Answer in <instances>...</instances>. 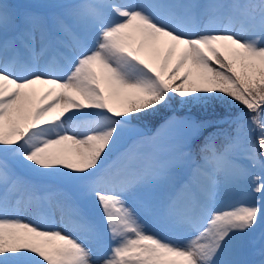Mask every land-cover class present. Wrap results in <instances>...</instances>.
I'll list each match as a JSON object with an SVG mask.
<instances>
[{
  "label": "snow or ice",
  "instance_id": "1",
  "mask_svg": "<svg viewBox=\"0 0 264 264\" xmlns=\"http://www.w3.org/2000/svg\"><path fill=\"white\" fill-rule=\"evenodd\" d=\"M0 264H264V0H0Z\"/></svg>",
  "mask_w": 264,
  "mask_h": 264
},
{
  "label": "rangeland",
  "instance_id": "2",
  "mask_svg": "<svg viewBox=\"0 0 264 264\" xmlns=\"http://www.w3.org/2000/svg\"><path fill=\"white\" fill-rule=\"evenodd\" d=\"M17 2H23V3H51L54 2V0H17ZM138 2L142 3H150L152 0H138ZM200 3H207L210 2V0H198ZM175 117L176 121L175 123L165 127L164 125L167 123V120L164 121L156 130L153 132H148V130H145L140 125L138 127L140 128L142 132V136L137 135L134 136L132 139L126 141V147L131 146L133 143L141 141L145 137H154L155 139L152 142H146V143H137V149L139 151L149 153V152H156L161 157H164L168 154L169 150L179 141V139L184 136L187 133V129L185 126L179 121L183 120L186 116H177L175 114H172L169 118ZM115 156L112 157L113 160H115ZM255 175H260L259 168H256L254 170ZM252 179H249L244 186L243 189L240 190V192H244L243 196L237 195L236 199H248L249 193L251 192L252 187ZM28 218H32L34 213L29 211L25 214ZM60 216V209L54 208V218H58ZM70 217L68 213H65V220H69ZM76 231L78 233H82L83 229L79 226L76 227ZM99 254H104V247L102 245H94Z\"/></svg>",
  "mask_w": 264,
  "mask_h": 264
},
{
  "label": "trees",
  "instance_id": "3",
  "mask_svg": "<svg viewBox=\"0 0 264 264\" xmlns=\"http://www.w3.org/2000/svg\"><path fill=\"white\" fill-rule=\"evenodd\" d=\"M172 112L177 113L179 116L192 115L194 117H202L206 114L199 107L193 106L191 109H189L177 103L172 108H169L162 112L160 115L152 117L149 120L142 122L141 125L149 128H154L159 125L162 121H164Z\"/></svg>",
  "mask_w": 264,
  "mask_h": 264
},
{
  "label": "bare ground",
  "instance_id": "4",
  "mask_svg": "<svg viewBox=\"0 0 264 264\" xmlns=\"http://www.w3.org/2000/svg\"><path fill=\"white\" fill-rule=\"evenodd\" d=\"M244 193H245V191H244V192H240V194H239V195H240V196H243V195H244Z\"/></svg>",
  "mask_w": 264,
  "mask_h": 264
}]
</instances>
